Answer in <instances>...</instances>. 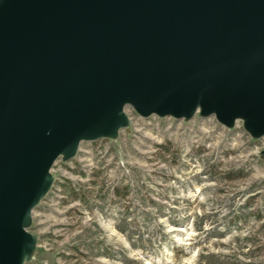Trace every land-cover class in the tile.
I'll return each instance as SVG.
<instances>
[{"label":"water","instance_id":"water-1","mask_svg":"<svg viewBox=\"0 0 264 264\" xmlns=\"http://www.w3.org/2000/svg\"><path fill=\"white\" fill-rule=\"evenodd\" d=\"M128 106L263 137L264 0H0V264L31 259L55 161Z\"/></svg>","mask_w":264,"mask_h":264},{"label":"rangeland","instance_id":"rangeland-1","mask_svg":"<svg viewBox=\"0 0 264 264\" xmlns=\"http://www.w3.org/2000/svg\"><path fill=\"white\" fill-rule=\"evenodd\" d=\"M126 111L130 131L55 161L26 264H264V136Z\"/></svg>","mask_w":264,"mask_h":264},{"label":"trees","instance_id":"trees-1","mask_svg":"<svg viewBox=\"0 0 264 264\" xmlns=\"http://www.w3.org/2000/svg\"><path fill=\"white\" fill-rule=\"evenodd\" d=\"M65 185H68L67 188L70 189V192L72 194L73 197H79L81 195V193H86L87 190H84L83 188H80L79 190L76 189L75 186L71 185V182L68 181V184L66 183ZM82 187V186H81Z\"/></svg>","mask_w":264,"mask_h":264}]
</instances>
